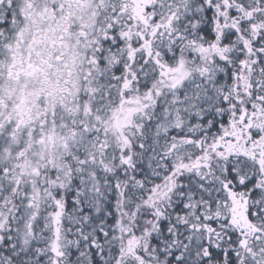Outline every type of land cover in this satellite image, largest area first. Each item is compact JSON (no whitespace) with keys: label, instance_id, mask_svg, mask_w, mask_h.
<instances>
[{"label":"snow or ice","instance_id":"1","mask_svg":"<svg viewBox=\"0 0 264 264\" xmlns=\"http://www.w3.org/2000/svg\"><path fill=\"white\" fill-rule=\"evenodd\" d=\"M0 264H264V0H0Z\"/></svg>","mask_w":264,"mask_h":264}]
</instances>
